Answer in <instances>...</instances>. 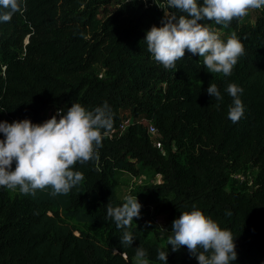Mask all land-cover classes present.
Instances as JSON below:
<instances>
[{
	"label": "trees",
	"instance_id": "16d2710c",
	"mask_svg": "<svg viewBox=\"0 0 264 264\" xmlns=\"http://www.w3.org/2000/svg\"><path fill=\"white\" fill-rule=\"evenodd\" d=\"M111 1L23 0L20 11L0 22V109L42 122L53 103L93 109L106 101L107 131L129 111L153 121L161 142L175 150L162 154L146 125L134 121L121 135H105L95 159L72 166L83 176L66 194L17 189L10 200L8 188L0 187V264H135L138 246L150 263L163 264L157 252L168 247V264H199L186 246L171 251L150 242L133 223V245L122 246L123 229L106 214L109 202L123 203L113 177L116 170L138 174L140 166L162 176L149 190L171 194L164 203L170 228L195 205L236 236L233 264H264V11L255 20L230 22L223 38L234 33L245 52L231 75L207 82L198 54L186 50L173 69L151 58L144 37L161 24L165 0H123L96 19ZM100 67L109 79L97 77ZM232 82L244 89L245 112L236 122L228 118L232 97L224 91ZM210 83L223 93L219 106L207 92ZM247 165L256 170L248 189H227L232 174Z\"/></svg>",
	"mask_w": 264,
	"mask_h": 264
},
{
	"label": "clouds",
	"instance_id": "9594fccd",
	"mask_svg": "<svg viewBox=\"0 0 264 264\" xmlns=\"http://www.w3.org/2000/svg\"><path fill=\"white\" fill-rule=\"evenodd\" d=\"M22 5L23 0H0V22L10 20ZM159 5L164 8L165 16L161 24L152 25L144 37L151 58L165 69H173L187 50L202 57L209 72L227 76L244 54V45L234 33L222 38L204 21L227 27L234 18L264 6V0H165L164 6ZM224 91L232 97L228 118L236 122L245 112L241 98L244 89L232 82ZM207 92L219 106L223 93L217 84L210 83ZM111 127L112 113L106 101L93 109L73 103L67 109H58L43 122H33L27 117L11 122L0 120V133L3 134L0 138V187L32 195L38 189L47 188L51 189V195L68 193L83 176L72 166L95 159ZM142 207L138 195L132 193L126 194L121 204H107V216L123 229L120 235L123 247L133 245L131 223L141 216ZM226 214L231 215L230 212ZM235 238L231 230L222 228L218 221L193 205L172 221L167 245L171 244V251L186 246L199 264H233L238 256ZM169 251L168 247L158 250L156 259L168 264ZM135 264H150L141 246L136 247Z\"/></svg>",
	"mask_w": 264,
	"mask_h": 264
},
{
	"label": "rangeland",
	"instance_id": "374dc122",
	"mask_svg": "<svg viewBox=\"0 0 264 264\" xmlns=\"http://www.w3.org/2000/svg\"><path fill=\"white\" fill-rule=\"evenodd\" d=\"M123 0H112L110 4L101 5L97 11L98 20H103L109 12H112L118 3ZM261 11H264L263 8L259 9H250L247 14L244 15L245 20H255L257 14ZM218 31L222 38L227 32V27L222 25H215L214 28ZM222 73H211L209 72L207 82L213 81L218 78ZM200 83H204L200 81ZM2 117L11 122L17 119H22L18 114H9L7 111L0 109ZM125 118L130 120L129 123L133 121H140L148 128L150 131V127L154 125L153 121L149 119H145L142 117H133L132 114L127 111ZM46 119V118H45ZM44 119V120H45ZM43 120V121H44ZM42 121V122H43ZM151 139L156 147L162 152L164 155H168L170 151L175 150L176 146L167 147L163 143L159 145L156 141L161 140V136L159 133L152 134L149 133ZM186 154H184V157ZM256 170L247 165L244 169L241 170L240 175L231 176L229 185L227 189H248L250 184V179L255 176ZM113 180L115 182V190L117 196L123 200L124 196L128 193L137 194L139 201L142 203L143 207L141 209V216L134 218L132 221L133 224L140 225L143 230V235L146 240L150 242H157L161 245H167V237L171 235V228L168 226V211L164 207L165 201L171 197V194H158L149 190V186L157 184L162 181V176L155 169L149 166H140L139 173L133 174L128 170H116ZM18 190L8 189V196L10 200H13L14 196L17 194ZM70 223L75 224L79 227H84L82 222H78L75 219H67ZM98 235H101V231H96ZM168 246H171L169 244ZM150 264H158V263H150Z\"/></svg>",
	"mask_w": 264,
	"mask_h": 264
},
{
	"label": "built area",
	"instance_id": "2783aa9c",
	"mask_svg": "<svg viewBox=\"0 0 264 264\" xmlns=\"http://www.w3.org/2000/svg\"><path fill=\"white\" fill-rule=\"evenodd\" d=\"M261 8H263V6H262ZM261 8H259V10H260ZM98 67H99V66H98ZM96 75H97V77H98L99 79H102V80H107V79H109V76H108L107 73H106V69H105V68H102V67L98 68ZM58 109H66V107H65V105H63V104H58V103L50 104V105L46 108V110H45V112H44L45 115H46V119H48V118H50L52 115L56 114V112H57ZM139 117H142V118L145 119V116H139ZM130 120H131V119H130ZM130 120L126 119L125 116H123L122 119L119 121L118 125L116 126V128H114L113 130L107 131V135H108V136H112L113 134L121 135V134L124 133V132L128 129V127L130 126V124H131V123H129ZM133 122H134V121H133ZM133 122H132V123H133ZM139 122H140V121H139ZM149 133H152V134H156V133H158V130H157V128H156L155 125H152V126L150 127V131H149ZM156 143L159 144V145H162V144H161V143H162L161 140L156 141ZM240 174H241V171L238 172V173L232 174V176H234V175H240ZM251 181H252V180L250 179V183H251Z\"/></svg>",
	"mask_w": 264,
	"mask_h": 264
}]
</instances>
